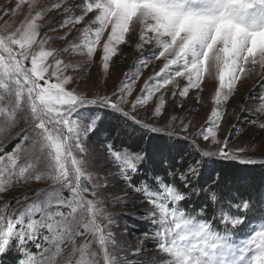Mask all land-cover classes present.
I'll use <instances>...</instances> for the list:
<instances>
[{"label": "snow or ice", "instance_id": "1", "mask_svg": "<svg viewBox=\"0 0 264 264\" xmlns=\"http://www.w3.org/2000/svg\"><path fill=\"white\" fill-rule=\"evenodd\" d=\"M26 3L24 21L0 34V264H128L120 257L111 230L116 221L101 207L98 189L106 187L107 180L91 187L85 183L93 178L86 144L104 131L103 109L145 134L167 133L187 140L196 154L131 149L117 143L119 130L102 140L98 159L105 168L114 169L109 175L119 181L118 186L130 190L114 199L120 202L135 195L137 202L148 205L138 214L146 225L142 234L154 239L160 255L144 264H264V216H249L256 203L264 204V189L257 190L254 203L250 197L236 199L230 191L224 192L220 173L210 184L200 182L205 157L254 164L257 161L248 152L264 155V142L230 147L228 138L218 139L223 105L242 75L256 65L264 68V0H81L77 5L81 14L72 16L70 23L75 28L87 18L83 45L69 41L59 50L49 45L55 38L41 32L40 21L48 9L38 0H18L15 9ZM15 9H6L4 16ZM64 11L71 14L72 9L64 5ZM69 33L59 39H67ZM102 37L100 59L105 71L114 56L122 55V44L137 51L154 44L159 49L155 58L163 57L166 63L144 82L140 94L134 95L139 73L133 79L125 73V80L110 92L89 96L73 86V76L65 74L69 64L60 56L69 47L86 48L90 62ZM205 73L219 81L206 125L190 137L189 125L182 119L179 129H172L178 119L172 114L159 126L168 112L166 86L179 88L171 92L173 100L177 95L184 98L201 88ZM177 77L186 83L181 86ZM178 107L182 104H174ZM140 109L148 113L147 119L138 114ZM252 123L264 130V122ZM197 138L215 147L205 150ZM9 143L11 150L5 151ZM32 181H51V187L40 190L43 195L32 193L38 199L30 204L14 198L13 207L7 197L17 185ZM191 203L195 207L186 209ZM217 217L225 225L223 232L214 227ZM252 220H260L259 227L251 226ZM147 227L153 229L151 233ZM246 227L250 231L242 240L235 231L229 234V229ZM29 244L40 250L38 257L30 253Z\"/></svg>", "mask_w": 264, "mask_h": 264}, {"label": "rangeland", "instance_id": "2", "mask_svg": "<svg viewBox=\"0 0 264 264\" xmlns=\"http://www.w3.org/2000/svg\"><path fill=\"white\" fill-rule=\"evenodd\" d=\"M17 3L18 0H0V34H7L9 31L14 30L27 17V3L22 5L19 9H15ZM38 3H43L48 9L41 18L40 23L43 25L41 29L42 34L46 32L49 37L55 38L49 41V45L58 50L62 47H68L69 41L83 45L84 33L82 30L86 26L87 18L85 22H82L75 28H73L70 23L72 16L81 14L79 7H77V5L81 4V0H38ZM57 3H60L61 7L53 8L52 6ZM64 5L72 9L71 14L64 11ZM6 9H15V11L12 12L11 15L5 17L4 11ZM65 21H68L67 26L57 27V25ZM70 28L72 31L69 33ZM77 28L81 29V31L78 32ZM65 33H69L67 39H59V37L64 36ZM74 38L76 39L74 40ZM104 39L105 37H102L101 46H98L97 52L90 58V62L86 61V48L84 51H80L79 49L73 50L69 47V51L61 53L60 56L61 59L69 64L65 74L73 76L75 81L73 86H78L81 91L86 92L89 96L96 93L110 92L115 86L125 80V73H128L130 79L135 78L137 73H139V78L135 82L134 95L140 94V89L144 87V82L148 80L149 77H154L155 74L159 72L160 68L163 67V64L166 63L163 57L159 59L155 58L159 49L156 48L154 44L147 45L139 51L132 45L122 44L119 46L122 49V55L118 53L114 56V63H110L109 69L105 71L102 68L100 59ZM49 45H45V47L48 48ZM145 64L147 65L146 67L144 66ZM171 67L175 68V66ZM50 82H54V80ZM176 82L182 86L186 83V80L177 77ZM218 85L219 81L216 76L209 79L207 73H205L200 89L190 90L189 95L184 98L177 95L174 100L171 98V92L174 90L178 92L179 88L174 87L172 84L167 85L168 91L166 95L169 98L167 105L168 112L165 114L163 120L158 121V125L163 126L164 122L169 120L170 115L174 114L178 119L172 124V129H179V121L182 119L185 124L189 125L188 134L191 137V135L197 133L206 125L208 116L215 106L214 96L215 89ZM156 95L158 96L159 93ZM153 99L155 100V97ZM151 104L152 102H149V108ZM174 104H182V107L174 108ZM262 108H264V68L256 65L252 71L242 75L236 90L229 96L227 103L223 105L224 115L220 122L218 139L223 140L228 138L230 147L260 145L264 142V130L254 125L252 121L256 120L257 124L264 122V111H261ZM91 111H96V109H91ZM100 111L103 112V110ZM138 114L145 119L148 118V113L143 109H140ZM160 134L177 139L176 136H170L167 133ZM148 135H153V133H148ZM196 142L201 144L205 150L210 147H215L211 145L210 142H204L199 138H197ZM11 147L12 144L9 143L4 150L10 151ZM86 147L88 148V155L90 157V167L88 171L93 173V178L90 181L86 180L85 183L91 187L94 183L103 185L105 180H107V186L100 187L98 192L103 200L101 207L106 208L116 221L111 225V230L120 246V257L126 259L128 264H144L145 261L150 259H158L160 254L155 247L154 239L144 237V235L140 234L134 235L138 230V225L127 221L129 218L130 220L135 219L145 224L143 215L138 214L143 213L148 205L146 203L137 202V197L135 195L117 202L114 196L123 198L125 193L130 190L123 186H118L119 181L109 175L114 169L110 167L105 168L102 159H98L100 156L99 149L102 147V144L95 141L93 142L90 139L87 141ZM74 154L79 155V153L75 152ZM247 155L257 161L254 164H262L261 161H264V155H260L255 151L248 152ZM215 158L224 160L219 156ZM226 161L246 164L241 163L239 160ZM49 187H51V181H32L27 184L17 185L16 189L11 192L7 199L12 202L13 207H15L14 198L16 197H21L22 204H30L38 199V197L32 193L46 190ZM25 193H29L26 200L23 199ZM40 195H43V192H40ZM64 195L67 196L68 193L65 191ZM122 204L127 206H122ZM44 234L47 235V232H44ZM149 243L153 246L152 248L147 245ZM141 249H143V252H141ZM39 253L33 256L38 257Z\"/></svg>", "mask_w": 264, "mask_h": 264}, {"label": "trees", "instance_id": "3", "mask_svg": "<svg viewBox=\"0 0 264 264\" xmlns=\"http://www.w3.org/2000/svg\"><path fill=\"white\" fill-rule=\"evenodd\" d=\"M105 118L103 120L104 131H101L99 135H93L91 141L102 144V140L106 137L110 138L109 134L115 135L116 130L120 131V138L117 143H123L125 146L131 149L143 148L149 153L155 152L157 149L162 148L165 155L171 152L175 155L177 152L183 154H190L194 157L196 154L191 152L189 142L186 140L175 139L163 134H145L142 130L133 126L130 121H124L117 113L111 112V110L103 109ZM206 163L202 169L201 183H211V178L220 173L223 178L222 189L224 192H231L233 198L239 199L240 197L251 198L256 203L257 190L264 189V164H239L233 161L219 160L215 157H205ZM196 181H194L195 183ZM193 201L198 202V197H193ZM186 209L195 207L194 203L187 204ZM235 211V209H233ZM213 213L211 210L207 212V217L211 219ZM249 216H264V204L256 203L255 209L249 213ZM132 224L138 225V230L134 235H143L142 231L145 228V224L135 219H127ZM260 220H252L251 226L259 227ZM214 227L223 232L225 225L220 223L217 217V222ZM151 227H147L148 232H152ZM235 231L236 236L239 239H244L247 233L250 231V227L241 229H229V234ZM145 237V236H144ZM147 238L153 239L151 236ZM40 238H38V241ZM149 247L151 244H147ZM29 251L32 255H38L39 249L33 244H29Z\"/></svg>", "mask_w": 264, "mask_h": 264}]
</instances>
